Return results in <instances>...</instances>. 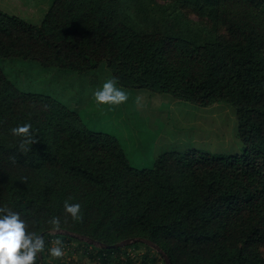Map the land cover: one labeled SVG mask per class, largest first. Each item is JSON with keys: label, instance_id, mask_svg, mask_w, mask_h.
<instances>
[{"label": "trees", "instance_id": "obj_1", "mask_svg": "<svg viewBox=\"0 0 264 264\" xmlns=\"http://www.w3.org/2000/svg\"><path fill=\"white\" fill-rule=\"evenodd\" d=\"M4 58L78 73L104 63L125 88L229 103L243 145L163 152L136 168L114 136L0 67V208L28 231L45 238L59 217L61 230L99 243L146 239L163 264H264V0H52L38 25L0 8ZM25 123L33 142L21 148L11 129ZM66 201L81 205L80 220ZM119 250L95 254L105 264Z\"/></svg>", "mask_w": 264, "mask_h": 264}, {"label": "rangeland", "instance_id": "obj_2", "mask_svg": "<svg viewBox=\"0 0 264 264\" xmlns=\"http://www.w3.org/2000/svg\"><path fill=\"white\" fill-rule=\"evenodd\" d=\"M51 3L52 0H0V8L38 25ZM0 67L20 90L49 95L75 110L85 127L114 136L136 168L152 166L160 154L168 151L194 148L213 155L242 151L236 110L229 103L199 106L166 93L125 88L117 83L128 99L121 104H98L94 92L112 78L104 63L85 73L44 67L36 60L19 58L0 59ZM57 239L63 241L64 255L53 258L48 248ZM119 247L121 250L113 251L105 264H125L128 258L134 264L142 260L145 264H163L161 250L146 239ZM100 248L104 247L86 236L53 229L44 238V264H103L95 254Z\"/></svg>", "mask_w": 264, "mask_h": 264}, {"label": "clouds", "instance_id": "obj_3", "mask_svg": "<svg viewBox=\"0 0 264 264\" xmlns=\"http://www.w3.org/2000/svg\"><path fill=\"white\" fill-rule=\"evenodd\" d=\"M98 104H121L128 99L126 91L117 86L115 77L106 80L102 87L94 92ZM31 124L25 123L11 129L13 136L22 140L21 148L32 143ZM64 209L73 220L82 218L79 203L64 204ZM54 230L61 227L59 217L49 221ZM28 225L21 219L19 213L6 208H0V264H36L37 253L44 251V238L35 231H28ZM54 246L48 248V253L53 258L64 255L63 241L57 239L52 242Z\"/></svg>", "mask_w": 264, "mask_h": 264}, {"label": "water", "instance_id": "obj_4", "mask_svg": "<svg viewBox=\"0 0 264 264\" xmlns=\"http://www.w3.org/2000/svg\"><path fill=\"white\" fill-rule=\"evenodd\" d=\"M40 235L42 236V234H40ZM139 239H143V238L126 239L122 243L121 242H117V243H114V244H103V243H99V242H97V243L99 245H101L102 247H104V248H117V247H119L120 245H122L124 243H128L130 241H136V240H139ZM39 257L41 258V256H39Z\"/></svg>", "mask_w": 264, "mask_h": 264}]
</instances>
